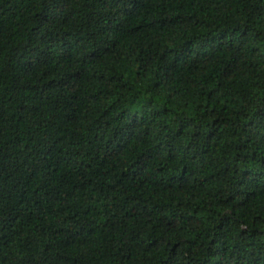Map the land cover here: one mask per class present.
<instances>
[{
  "label": "trees",
  "instance_id": "obj_1",
  "mask_svg": "<svg viewBox=\"0 0 264 264\" xmlns=\"http://www.w3.org/2000/svg\"><path fill=\"white\" fill-rule=\"evenodd\" d=\"M0 264H264V0H0Z\"/></svg>",
  "mask_w": 264,
  "mask_h": 264
}]
</instances>
